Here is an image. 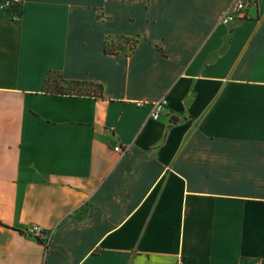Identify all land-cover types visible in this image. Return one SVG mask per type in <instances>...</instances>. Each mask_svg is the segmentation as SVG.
Wrapping results in <instances>:
<instances>
[{"label": "crops", "instance_id": "1", "mask_svg": "<svg viewBox=\"0 0 264 264\" xmlns=\"http://www.w3.org/2000/svg\"><path fill=\"white\" fill-rule=\"evenodd\" d=\"M234 1L0 0V264H264V0Z\"/></svg>", "mask_w": 264, "mask_h": 264}, {"label": "trees", "instance_id": "2", "mask_svg": "<svg viewBox=\"0 0 264 264\" xmlns=\"http://www.w3.org/2000/svg\"><path fill=\"white\" fill-rule=\"evenodd\" d=\"M19 11V8L15 9ZM106 51L109 53H116L117 51L112 47L111 40L107 41ZM95 90H90L91 88ZM43 92L52 94H67V95H83V96H95L97 98H103V86L94 82L73 80L64 77L58 71H50L46 77ZM41 242H44L42 238L38 237Z\"/></svg>", "mask_w": 264, "mask_h": 264}, {"label": "built area", "instance_id": "3", "mask_svg": "<svg viewBox=\"0 0 264 264\" xmlns=\"http://www.w3.org/2000/svg\"><path fill=\"white\" fill-rule=\"evenodd\" d=\"M251 2L252 1L249 2L248 0H235L231 4L227 12L224 14V16L222 17V23L231 24L233 22H236L244 18L246 16V10ZM15 4H16L15 1H7L3 4V7L10 8L13 7ZM138 103L139 105L143 104L142 102H138ZM167 105H168V101L166 99H162L155 102L153 105L152 117L155 120L159 119L164 108L167 107ZM115 151L119 152L120 154L125 153V150L121 146H116ZM28 233L42 238L44 242H47V240L49 239V234H47V232H45L40 226L31 227ZM45 233L47 235L44 236Z\"/></svg>", "mask_w": 264, "mask_h": 264}, {"label": "rangeland", "instance_id": "4", "mask_svg": "<svg viewBox=\"0 0 264 264\" xmlns=\"http://www.w3.org/2000/svg\"><path fill=\"white\" fill-rule=\"evenodd\" d=\"M87 88H91V87H87ZM90 90H95V88H91Z\"/></svg>", "mask_w": 264, "mask_h": 264}]
</instances>
